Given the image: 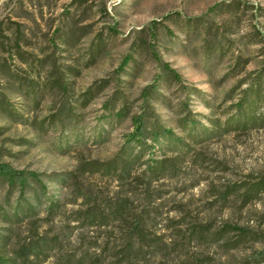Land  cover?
Here are the masks:
<instances>
[{"label":"rangeland","instance_id":"374dc122","mask_svg":"<svg viewBox=\"0 0 264 264\" xmlns=\"http://www.w3.org/2000/svg\"><path fill=\"white\" fill-rule=\"evenodd\" d=\"M0 41V164L46 190L0 183L5 256L109 264L138 223L131 264H264V0H0ZM137 117L169 137L122 173Z\"/></svg>","mask_w":264,"mask_h":264},{"label":"trees","instance_id":"16d2710c","mask_svg":"<svg viewBox=\"0 0 264 264\" xmlns=\"http://www.w3.org/2000/svg\"><path fill=\"white\" fill-rule=\"evenodd\" d=\"M5 39H9L8 36L4 37ZM1 43V41H0ZM130 60V57H126L124 60V64H127ZM134 131L129 135L127 142L124 146V153L127 156V159L122 160L124 162L123 167L121 169L122 173L128 172V170L138 161L140 156V152L135 153V147H140L141 152L144 150H148L150 154L155 153L156 149L160 146V141L162 138H168L167 130L161 128H155V130H148L146 127V120L143 117L134 118ZM147 139H152L154 144L149 146L146 144ZM154 158L151 157L147 160L146 164H148V171L152 174L158 175L160 171L164 170V165L159 163V161L154 162ZM118 165H109L108 172L117 171ZM0 183L8 186L11 193L15 191H19L21 196L26 193L33 191L34 195L37 197L38 201H40L42 194H46V190L42 188V181L39 178V175L36 173H28L25 171L14 170L10 168L8 165L0 164ZM40 192H39V189ZM255 191H261L264 189V181L257 184L255 186ZM86 203H90V206L87 210L82 212V215L77 219L80 227L83 228H92V227H102L105 225H109V221L116 220L122 223H126V221L122 218L123 215V206L117 205L110 207V211L107 215L100 212L99 205L95 202H92L87 197H85ZM36 207L31 206L28 210H24L22 208L21 202L18 204L16 215L19 216L20 213L25 214L26 216L31 215L35 212ZM59 206L55 204H50L47 208L49 214H54L58 211ZM26 211V212H25ZM5 216H8V212H3ZM143 229L141 225L134 224L133 227L129 229V232L125 235V243L121 244L119 247L114 246L111 249L110 259L111 262L109 264H131L134 256L137 255L135 243L136 239L141 240L144 238ZM137 240V241H138ZM117 247L119 248L117 251ZM91 246L88 247L85 251L81 252L77 256H70L64 262L60 264H102L103 259L100 256L101 250L99 246L95 247L96 254L93 256L91 253ZM29 257V255H28ZM23 258L21 256L15 258H9L5 256L0 251V264H26L23 262ZM28 261V258H27Z\"/></svg>","mask_w":264,"mask_h":264}]
</instances>
